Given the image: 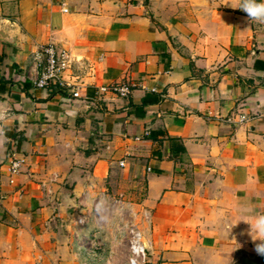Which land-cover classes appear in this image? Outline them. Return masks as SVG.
<instances>
[{
    "label": "crops",
    "instance_id": "obj_1",
    "mask_svg": "<svg viewBox=\"0 0 264 264\" xmlns=\"http://www.w3.org/2000/svg\"><path fill=\"white\" fill-rule=\"evenodd\" d=\"M224 3L0 0V264H82L99 201L104 226L129 214L144 264L256 251L264 24ZM47 44L66 54L64 91L32 86ZM114 82L127 97L100 91Z\"/></svg>",
    "mask_w": 264,
    "mask_h": 264
},
{
    "label": "built area",
    "instance_id": "obj_2",
    "mask_svg": "<svg viewBox=\"0 0 264 264\" xmlns=\"http://www.w3.org/2000/svg\"><path fill=\"white\" fill-rule=\"evenodd\" d=\"M32 59L39 68L36 78L32 81V86L37 89H49L54 86L57 89L65 90L69 84L65 83L60 72L62 69V62L66 59V54L63 51H57L53 45L47 44L43 46L41 50L35 52L32 55ZM100 91H108L116 94L119 97H127L128 88L120 83H111L107 85H102L99 87ZM72 96H76L75 91H71ZM246 117L244 114L238 115V120H244ZM20 160L14 158L9 165L10 172H15L18 169ZM121 164V163H119ZM143 219H147L146 214H142ZM128 257L126 264H144L146 262V251L145 247L141 241L140 231L134 227L130 226L129 237L127 243ZM90 251L86 253L89 255Z\"/></svg>",
    "mask_w": 264,
    "mask_h": 264
},
{
    "label": "rangeland",
    "instance_id": "obj_3",
    "mask_svg": "<svg viewBox=\"0 0 264 264\" xmlns=\"http://www.w3.org/2000/svg\"><path fill=\"white\" fill-rule=\"evenodd\" d=\"M101 206L99 201L98 205L91 206L90 213L88 214V217L92 219L93 227H89L92 229L87 233L86 237L88 240L84 238L82 242L79 243V246L81 247L80 250L83 252L90 251V254L87 258L82 260V264H125L128 257V250H125V244L127 237H129L128 228H130L129 223L131 217L127 216L128 213L125 214V216L123 213H117V225L114 227L104 226L103 223L106 221V217H102L101 211L97 208H101ZM78 214H80V212ZM89 234H91V237ZM111 238L116 239L117 242L110 243ZM89 239H91L92 242H90ZM112 245L113 251L111 250ZM256 246L249 245L245 250L246 252H252L256 249ZM117 251H119L120 254L122 253L121 256L126 257L125 260L119 259L118 257L113 259L112 257L110 258V256L115 255ZM115 256H117V254Z\"/></svg>",
    "mask_w": 264,
    "mask_h": 264
},
{
    "label": "clouds",
    "instance_id": "obj_4",
    "mask_svg": "<svg viewBox=\"0 0 264 264\" xmlns=\"http://www.w3.org/2000/svg\"><path fill=\"white\" fill-rule=\"evenodd\" d=\"M225 6L233 9H239L243 11L248 20L264 24V0H225ZM264 224V217H260L257 221V225ZM258 237L264 240V230L257 227ZM256 251L260 255H264V246L257 245Z\"/></svg>",
    "mask_w": 264,
    "mask_h": 264
},
{
    "label": "water",
    "instance_id": "obj_5",
    "mask_svg": "<svg viewBox=\"0 0 264 264\" xmlns=\"http://www.w3.org/2000/svg\"><path fill=\"white\" fill-rule=\"evenodd\" d=\"M0 38L7 41L11 42L7 36L1 32L0 30ZM260 245L264 246V240H260ZM234 264H264V255H260L257 253V251L247 254L246 256H243L240 258L239 261L235 262Z\"/></svg>",
    "mask_w": 264,
    "mask_h": 264
},
{
    "label": "flooded vegetation",
    "instance_id": "obj_6",
    "mask_svg": "<svg viewBox=\"0 0 264 264\" xmlns=\"http://www.w3.org/2000/svg\"><path fill=\"white\" fill-rule=\"evenodd\" d=\"M246 255H247V253H245V252H238L237 255L235 256L232 264L239 261L241 257L246 256Z\"/></svg>",
    "mask_w": 264,
    "mask_h": 264
},
{
    "label": "trees",
    "instance_id": "obj_7",
    "mask_svg": "<svg viewBox=\"0 0 264 264\" xmlns=\"http://www.w3.org/2000/svg\"><path fill=\"white\" fill-rule=\"evenodd\" d=\"M51 87H54V86H51ZM145 100L146 99H142L141 103L139 106H142L144 103H145ZM138 105H135L134 108L137 109V107H139ZM178 150L179 151H183V147L181 145L178 146Z\"/></svg>",
    "mask_w": 264,
    "mask_h": 264
}]
</instances>
